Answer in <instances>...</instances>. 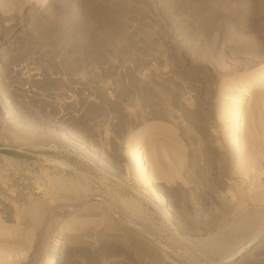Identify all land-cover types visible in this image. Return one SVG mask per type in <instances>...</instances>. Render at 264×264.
<instances>
[{
    "label": "rangeland",
    "instance_id": "374dc122",
    "mask_svg": "<svg viewBox=\"0 0 264 264\" xmlns=\"http://www.w3.org/2000/svg\"><path fill=\"white\" fill-rule=\"evenodd\" d=\"M250 2L0 0V264H264Z\"/></svg>",
    "mask_w": 264,
    "mask_h": 264
},
{
    "label": "bare ground",
    "instance_id": "6f19581e",
    "mask_svg": "<svg viewBox=\"0 0 264 264\" xmlns=\"http://www.w3.org/2000/svg\"><path fill=\"white\" fill-rule=\"evenodd\" d=\"M231 1L233 0H224L225 4L224 5H229L231 3ZM251 6L248 7V9L250 10V17L253 16L258 13V12H261L262 9L264 8V0H251ZM226 7V6H224ZM249 13V12H248ZM248 19V22L251 23V20L252 18ZM215 22V21H214ZM264 70V69H263ZM262 74V75H261ZM260 74V76L258 77V79L262 82L264 81V73L262 72ZM255 81L256 79H252V80H248L247 82H245L244 84H242V86L240 87V90L238 92V98H242L246 95V93L252 89L253 85L255 84ZM240 108H236L234 110V116H232V119H231V116L229 117V119H227V122L226 124H232L230 125V127H233L232 131H234V136H232L233 138H235V131L236 129H238V124L240 123ZM235 118V119H233ZM229 120V121H228ZM129 153V156H130V159L132 161H134V164H135V168L136 170L138 171V174L139 176L141 177V180L144 181L145 183H152V181L150 180V175H149V172H148V163H147V157L146 155L144 154V151L137 145V144H134L130 151L128 152ZM219 154V153H218ZM224 154V153H222ZM221 154V155H222ZM152 155V153H151ZM220 155V156H221ZM148 156V155H147ZM150 156V155H149ZM153 156V155H152ZM223 156V155H222ZM151 157V156H150ZM149 157V158H150ZM225 156H223L224 158ZM244 159V158H243ZM57 160V159H56ZM56 160H51L52 162L56 163V164H59V165H62V166H67V164L65 162H61V161H56ZM245 161V160H244ZM240 163H242V165L245 164V162L243 163L242 160L239 161ZM53 163V164H54ZM241 165V164H240ZM241 165V166H242ZM153 185V184H152ZM151 185V188L153 190L156 191L155 187H153ZM157 193V192H156ZM158 194V193H157ZM3 198V197H2ZM1 197H0V213H5L7 214L8 211H9V208L7 207V203L5 202V200H3ZM3 232V230H2ZM58 245H55L53 247V255H55L58 251ZM53 260L51 259V262Z\"/></svg>",
    "mask_w": 264,
    "mask_h": 264
}]
</instances>
